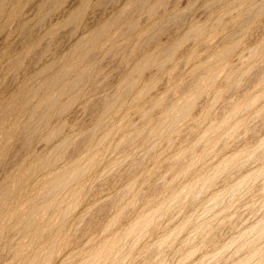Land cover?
<instances>
[{
  "label": "rangeland",
  "instance_id": "obj_1",
  "mask_svg": "<svg viewBox=\"0 0 264 264\" xmlns=\"http://www.w3.org/2000/svg\"><path fill=\"white\" fill-rule=\"evenodd\" d=\"M2 4L0 264H264V0Z\"/></svg>",
  "mask_w": 264,
  "mask_h": 264
},
{
  "label": "bare ground",
  "instance_id": "obj_2",
  "mask_svg": "<svg viewBox=\"0 0 264 264\" xmlns=\"http://www.w3.org/2000/svg\"><path fill=\"white\" fill-rule=\"evenodd\" d=\"M3 1H4V0H0V5L3 3ZM2 5H3V4H2ZM0 7H1V6H0ZM0 12H1V11H0ZM0 14H1V13H0ZM60 76H63V74L60 75ZM53 80H54V79H53ZM48 84H49V83H48ZM48 84H47V85H48ZM49 89H50V88H49ZM34 91H35V90H34ZM34 91H33V92H34ZM66 92H68V91H66ZM34 93H35V92H34ZM37 93H38V92H37ZM20 94L23 95V94H27V93L23 90V91L20 92ZM29 94H30V93H29ZM30 95H31V94H30ZM19 97H20V96H19ZM16 98H18V97H16ZM47 99H48V98H47ZM16 101H17V100H16ZM49 101H50V100H49ZM45 103H46V102H45ZM183 104H184V103H183ZM4 105H5V104H4ZM46 107H47V106H46ZM7 109H8V108H7ZM7 109H6V110H7ZM7 113H8V112H7ZM13 115H14V114H13ZM0 123H1V122H0ZM73 168H74V167H73ZM33 171H34V170H33ZM77 172H78V171H77ZM79 172H80V171H79ZM51 180H52V179H51ZM56 180H57V179H56ZM56 182H58V181H56ZM50 183H51V182H50ZM54 185H55V184H54ZM59 187H60V186H59ZM9 189H10V187H9ZM54 191H55V190H54ZM8 193H9V192H8Z\"/></svg>",
  "mask_w": 264,
  "mask_h": 264
}]
</instances>
